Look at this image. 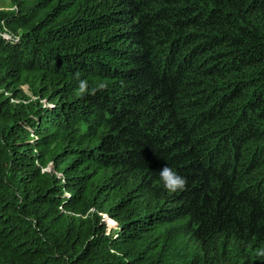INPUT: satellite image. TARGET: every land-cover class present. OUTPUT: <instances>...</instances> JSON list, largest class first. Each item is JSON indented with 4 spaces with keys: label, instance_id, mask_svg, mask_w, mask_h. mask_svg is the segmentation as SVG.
<instances>
[{
    "label": "trees",
    "instance_id": "trees-1",
    "mask_svg": "<svg viewBox=\"0 0 264 264\" xmlns=\"http://www.w3.org/2000/svg\"><path fill=\"white\" fill-rule=\"evenodd\" d=\"M11 2L0 264H264V0Z\"/></svg>",
    "mask_w": 264,
    "mask_h": 264
},
{
    "label": "clouds",
    "instance_id": "clouds-1",
    "mask_svg": "<svg viewBox=\"0 0 264 264\" xmlns=\"http://www.w3.org/2000/svg\"><path fill=\"white\" fill-rule=\"evenodd\" d=\"M107 87L108 83L106 81H101L94 87H89V82L87 79H80L78 87L75 90V95L80 98L84 97L85 95H96L98 91H104L107 89ZM160 179L163 181L164 187L172 193L183 191L187 186L186 178L180 176L169 166H165L162 168V170L160 171ZM108 218L109 220L113 221L112 218ZM258 255L264 256V251L259 252Z\"/></svg>",
    "mask_w": 264,
    "mask_h": 264
},
{
    "label": "rangeland",
    "instance_id": "rangeland-1",
    "mask_svg": "<svg viewBox=\"0 0 264 264\" xmlns=\"http://www.w3.org/2000/svg\"><path fill=\"white\" fill-rule=\"evenodd\" d=\"M14 8L15 7L13 6L11 0H0V10H11ZM23 88L28 94H30L27 86H23ZM113 221L114 222L111 224L109 218L107 219V224H108L109 230L118 228V224L116 223V221L115 220H113Z\"/></svg>",
    "mask_w": 264,
    "mask_h": 264
},
{
    "label": "built area",
    "instance_id": "built-area-1",
    "mask_svg": "<svg viewBox=\"0 0 264 264\" xmlns=\"http://www.w3.org/2000/svg\"><path fill=\"white\" fill-rule=\"evenodd\" d=\"M9 34H12V35H13V33H11V32H9ZM0 91H2V90H0ZM6 94H8V93L6 92ZM42 101H43V102H47L46 99H42ZM32 135H33L34 137H36L35 134H34V132H32Z\"/></svg>",
    "mask_w": 264,
    "mask_h": 264
}]
</instances>
